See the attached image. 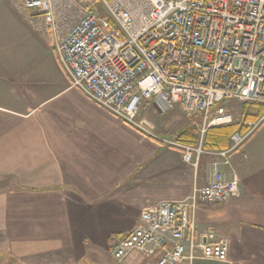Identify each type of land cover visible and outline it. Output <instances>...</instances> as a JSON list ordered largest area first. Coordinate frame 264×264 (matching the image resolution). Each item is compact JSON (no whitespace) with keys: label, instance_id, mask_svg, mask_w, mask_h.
I'll use <instances>...</instances> for the list:
<instances>
[{"label":"crops","instance_id":"obj_1","mask_svg":"<svg viewBox=\"0 0 264 264\" xmlns=\"http://www.w3.org/2000/svg\"><path fill=\"white\" fill-rule=\"evenodd\" d=\"M38 35L0 0V264H113L114 244L142 210L190 196L215 158L186 163L165 137L72 87L58 56L63 79H44L31 65ZM249 139L221 166L238 173L240 196L200 204L187 234L189 252L206 235L225 239L228 261L195 248L179 264H264V137ZM124 264L150 262L133 255Z\"/></svg>","mask_w":264,"mask_h":264},{"label":"built area","instance_id":"obj_2","mask_svg":"<svg viewBox=\"0 0 264 264\" xmlns=\"http://www.w3.org/2000/svg\"><path fill=\"white\" fill-rule=\"evenodd\" d=\"M18 15L54 50L71 85L123 121L142 127L144 101L165 112L179 106L201 116L199 141H168L198 167L214 157L206 180L178 201L144 208L138 226L111 251L116 264L133 256L150 264L194 259L228 261L225 239L192 243L200 204L240 196V177L221 168L253 134L257 123L231 136L227 149L205 147L210 126L233 123L227 103L264 106V0H10Z\"/></svg>","mask_w":264,"mask_h":264},{"label":"rangeland","instance_id":"obj_3","mask_svg":"<svg viewBox=\"0 0 264 264\" xmlns=\"http://www.w3.org/2000/svg\"><path fill=\"white\" fill-rule=\"evenodd\" d=\"M38 36L37 43L35 44V48L37 49L36 57L34 61L31 62V65L36 66L41 70V74L44 79L51 81H61L63 79V70L61 68L60 62L57 59L56 53L40 36V38ZM27 45L28 44L24 43V45L21 44V47ZM227 108L233 115L234 122L235 120L243 121L245 111L253 109L251 105L245 109L244 103L238 101L227 103ZM196 117L197 116H188L186 113H184V111H182V109H180L178 105L170 110L162 112L153 103L144 101L136 120L137 122H140V120L143 119V121H141L142 127L146 130L165 137L167 141H176L179 132L187 128H191L192 126L200 130L201 136V131L203 129V118L202 123L198 124L195 122ZM259 120L250 121L249 123L255 124ZM257 124L258 125L253 131V135L248 141L249 143L255 142L259 138L264 137V118ZM113 264L116 263L113 261Z\"/></svg>","mask_w":264,"mask_h":264},{"label":"trees","instance_id":"obj_4","mask_svg":"<svg viewBox=\"0 0 264 264\" xmlns=\"http://www.w3.org/2000/svg\"><path fill=\"white\" fill-rule=\"evenodd\" d=\"M252 106V110H246L244 113L243 121H233V123L210 126L204 136V144L207 149L211 150H223L227 149L231 144V136L236 132L244 133L248 129V123L250 121H257L264 115V106L253 105L250 103H244V108ZM195 122L202 123V117L197 116ZM197 124V125H198ZM200 130L196 127L187 128L177 135V142L194 145L199 141Z\"/></svg>","mask_w":264,"mask_h":264}]
</instances>
